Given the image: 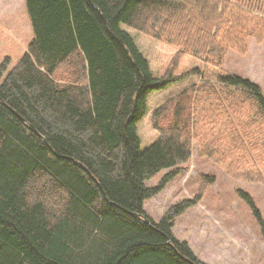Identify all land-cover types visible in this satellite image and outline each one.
Listing matches in <instances>:
<instances>
[{"label": "trees", "instance_id": "trees-1", "mask_svg": "<svg viewBox=\"0 0 264 264\" xmlns=\"http://www.w3.org/2000/svg\"><path fill=\"white\" fill-rule=\"evenodd\" d=\"M249 40L264 43V0H23L2 15L0 264H205L172 230L214 177L158 222L143 204L193 140L264 181V89L222 68Z\"/></svg>", "mask_w": 264, "mask_h": 264}, {"label": "rangeland", "instance_id": "rangeland-1", "mask_svg": "<svg viewBox=\"0 0 264 264\" xmlns=\"http://www.w3.org/2000/svg\"><path fill=\"white\" fill-rule=\"evenodd\" d=\"M0 13V17L9 14L2 13V10ZM222 68L264 89V43L249 40L248 51L243 56L228 52ZM168 172L163 170L145 185H156ZM203 176L214 177L215 183L207 187L196 205L175 219L174 236L186 241L205 264H264L262 228L247 201L240 195L242 193L252 201L264 223V181L245 182L230 177L208 157L198 154L194 140L190 158L181 167V173L159 194L146 200V214L158 222L171 205L195 196Z\"/></svg>", "mask_w": 264, "mask_h": 264}, {"label": "crops", "instance_id": "crops-1", "mask_svg": "<svg viewBox=\"0 0 264 264\" xmlns=\"http://www.w3.org/2000/svg\"><path fill=\"white\" fill-rule=\"evenodd\" d=\"M22 2H23V0H0V11L2 10V13L3 12L4 13H12L14 10H16V8L18 6H20L22 4ZM145 202L143 204V209H144ZM144 211H145V209H144Z\"/></svg>", "mask_w": 264, "mask_h": 264}, {"label": "water", "instance_id": "water-1", "mask_svg": "<svg viewBox=\"0 0 264 264\" xmlns=\"http://www.w3.org/2000/svg\"><path fill=\"white\" fill-rule=\"evenodd\" d=\"M13 114H14L15 116L19 117L18 114H16L15 112H13ZM145 223L148 224L149 222L146 220ZM173 249L176 251V249H175L174 247H173ZM176 253H177V251H176ZM177 254H178V253H177Z\"/></svg>", "mask_w": 264, "mask_h": 264}]
</instances>
